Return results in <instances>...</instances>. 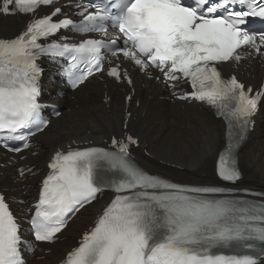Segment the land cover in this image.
<instances>
[{
    "label": "snow or ice",
    "instance_id": "6c2138e0",
    "mask_svg": "<svg viewBox=\"0 0 264 264\" xmlns=\"http://www.w3.org/2000/svg\"><path fill=\"white\" fill-rule=\"evenodd\" d=\"M42 7L53 10L39 17ZM64 7L75 8L79 19L66 15ZM0 15L29 20L14 38H0V148L9 152L30 149L31 137L49 127L48 121L37 122L43 75L38 61L44 57L53 63L63 59L62 71L73 89L97 74L129 85L131 72L155 79L176 99L214 108L239 129L237 147L258 101L264 102V86L250 95L251 87L246 89L235 75L222 78L218 67L253 54L264 57V31L246 27L249 18L264 23V0H127L123 8L90 0L87 6L84 0H68L64 6H56V0H0ZM62 31L87 38L69 42L72 38L61 36ZM182 85L191 90L178 92ZM134 146L138 138L122 133L111 138L109 149L56 151L40 181L34 214L26 218L34 241L55 243L71 216L110 190V202L60 264H264V200L229 198L233 190L227 184L241 178L231 148L215 166L224 186H186L136 165ZM104 166L111 171L108 180L97 171ZM30 171L21 166L17 174L26 178ZM26 243L0 195V264H25L21 249ZM234 248L249 251H212Z\"/></svg>",
    "mask_w": 264,
    "mask_h": 264
},
{
    "label": "bare ground",
    "instance_id": "6f19581e",
    "mask_svg": "<svg viewBox=\"0 0 264 264\" xmlns=\"http://www.w3.org/2000/svg\"><path fill=\"white\" fill-rule=\"evenodd\" d=\"M25 19L21 16L0 15V33H14L22 27ZM248 70L249 77L244 73L239 76L247 83L256 84L261 76L258 65L253 63ZM54 85L57 86V83ZM54 85L52 82L48 83L47 88L52 89ZM133 86L135 92L126 110L131 113L126 130L138 137L140 145L134 151L142 163L173 178L195 183L216 182L213 159L223 144V124L213 118L204 107L171 101L169 97L166 98L160 83L145 80L138 73L135 74ZM104 91L110 96L109 102L102 101ZM127 91L124 84L117 85L111 80H106L104 85L92 80L82 88L76 89L72 93L73 99L69 96L60 100L58 103L64 107L63 114L35 138L39 140L35 144L37 152L33 157L28 155L29 165L41 169V163L57 147L62 148L72 142H95L109 138L112 133H120L125 106L123 96ZM135 99L137 104L134 103ZM263 113L264 102H261L254 129L238 153V164L242 172L238 183L242 187L264 190ZM0 171L1 186L8 182V189L19 186L27 191L28 195L32 189V181L43 172L41 170L38 174H26V178H23L17 171H12V165H6L3 169L0 168ZM8 174H12V179H8ZM105 200L104 196L97 198L91 205H86L76 213L59 234V240L53 244L52 250L42 258L33 256L30 264L53 263L54 259L60 256L57 249H67L68 244L74 242L78 232L90 223ZM71 232L72 236L60 247L59 241ZM37 250L43 253L38 248Z\"/></svg>",
    "mask_w": 264,
    "mask_h": 264
},
{
    "label": "rangeland",
    "instance_id": "374dc122",
    "mask_svg": "<svg viewBox=\"0 0 264 264\" xmlns=\"http://www.w3.org/2000/svg\"><path fill=\"white\" fill-rule=\"evenodd\" d=\"M72 236V232L69 233V234H66V236L61 240L59 241V246L62 247V243L66 242L67 238L71 237Z\"/></svg>",
    "mask_w": 264,
    "mask_h": 264
}]
</instances>
